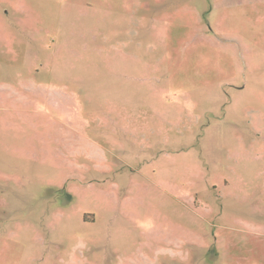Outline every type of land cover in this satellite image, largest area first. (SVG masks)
<instances>
[{"label": "rangeland", "instance_id": "rangeland-1", "mask_svg": "<svg viewBox=\"0 0 264 264\" xmlns=\"http://www.w3.org/2000/svg\"><path fill=\"white\" fill-rule=\"evenodd\" d=\"M0 264H264V0H0Z\"/></svg>", "mask_w": 264, "mask_h": 264}]
</instances>
